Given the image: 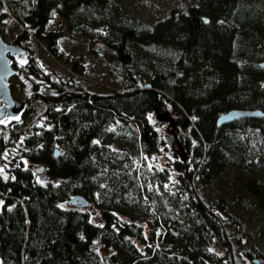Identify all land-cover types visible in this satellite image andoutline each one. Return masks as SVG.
<instances>
[{
    "label": "trees",
    "instance_id": "trees-1",
    "mask_svg": "<svg viewBox=\"0 0 264 264\" xmlns=\"http://www.w3.org/2000/svg\"><path fill=\"white\" fill-rule=\"evenodd\" d=\"M56 16L113 51L125 86L91 93L35 58L16 65L12 91L26 78L41 104L29 123L28 106L0 125V264H244L226 199L196 191L230 166L264 215V116L218 123L232 109L264 111V0H193L153 24L123 0H0V25L21 28L13 43L34 36L60 57L61 34L45 32ZM166 110L187 154L174 153L172 192L169 169L145 165L168 145L153 119ZM77 195L89 206L70 205Z\"/></svg>",
    "mask_w": 264,
    "mask_h": 264
},
{
    "label": "rangeland",
    "instance_id": "rangeland-1",
    "mask_svg": "<svg viewBox=\"0 0 264 264\" xmlns=\"http://www.w3.org/2000/svg\"><path fill=\"white\" fill-rule=\"evenodd\" d=\"M123 3L127 12L138 16L149 24H153L164 17L170 9L174 7L185 9L193 3V0H123ZM0 31L7 42L13 43L21 28L10 17L0 25ZM48 31L61 34L59 41L60 57L54 56L48 51L47 43L43 39L31 36L21 42L30 53L29 59L35 58L43 70L57 76V78L69 79L71 82L82 84L91 93L107 94L124 88L125 82L118 75L111 72V55L113 51L108 47L100 42L92 44L90 39L80 33H71L68 30L66 21L60 16H56L46 25L45 32ZM75 61L83 64V74L74 71ZM23 81V83H19L22 89L12 85L13 95L19 101L28 102L30 112L28 111L26 120L29 123L31 117L39 113L41 101L38 100V95H36L38 97L30 96L31 84L28 79L24 78ZM166 125H169V123H161L158 126L164 138L172 135L170 132L172 127L168 130ZM174 153L175 151L168 144L161 155L149 158L145 163L150 169L154 167L169 169L171 180L163 188L167 192L175 191L179 186V172L174 165V159H176V153ZM246 180L245 175L229 166L221 172L214 182L204 186L202 190L196 191V194L205 203H209L215 198L226 199L229 209L237 216L236 219L232 218V220L236 224L240 222L243 229L242 247L239 253L245 260L244 264H253L252 260H256V264H264V215L256 206V201L246 191ZM97 215H99V210L95 209L93 217ZM255 247L259 251L258 253H256ZM249 250L254 253L251 257H248L246 253ZM101 252L104 256L109 255V251L105 249H102ZM237 252L235 250L234 254L237 255Z\"/></svg>",
    "mask_w": 264,
    "mask_h": 264
},
{
    "label": "water",
    "instance_id": "water-1",
    "mask_svg": "<svg viewBox=\"0 0 264 264\" xmlns=\"http://www.w3.org/2000/svg\"><path fill=\"white\" fill-rule=\"evenodd\" d=\"M30 53L27 48L17 44L7 42L0 31V125L7 126L13 122H18L22 119L24 114L28 110L27 101L17 100L11 88L10 81L13 77L18 74L16 63L22 66H26L29 62ZM264 66V62L261 63ZM264 116L262 110H251V109H232L222 114L218 123L220 125L227 124L239 117H256ZM153 119L160 123H169L166 125V129L170 130L172 127L171 136L166 138L168 144L177 152L180 157L186 161L187 154L184 150L182 139L176 132V119L172 116L170 110L164 112L156 111L153 115ZM177 145V148H176ZM56 154L59 155V151L56 150ZM46 167L38 164L36 167V173L41 175L44 174ZM70 205L86 207L89 206L90 202L83 196L77 195L68 201ZM93 222H97L95 218H92ZM109 264V261H106Z\"/></svg>",
    "mask_w": 264,
    "mask_h": 264
},
{
    "label": "flooded vegetation",
    "instance_id": "flooded-vegetation-1",
    "mask_svg": "<svg viewBox=\"0 0 264 264\" xmlns=\"http://www.w3.org/2000/svg\"><path fill=\"white\" fill-rule=\"evenodd\" d=\"M15 65H17V63H16ZM18 65H19V64H18Z\"/></svg>",
    "mask_w": 264,
    "mask_h": 264
},
{
    "label": "snow or ice",
    "instance_id": "snow-or-ice-1",
    "mask_svg": "<svg viewBox=\"0 0 264 264\" xmlns=\"http://www.w3.org/2000/svg\"><path fill=\"white\" fill-rule=\"evenodd\" d=\"M207 22V21H206ZM0 171H2V170H0Z\"/></svg>",
    "mask_w": 264,
    "mask_h": 264
}]
</instances>
